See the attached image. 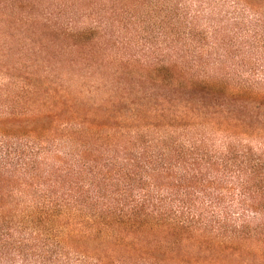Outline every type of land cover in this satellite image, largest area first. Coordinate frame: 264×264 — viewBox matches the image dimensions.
<instances>
[{
    "label": "trees",
    "instance_id": "16d2710c",
    "mask_svg": "<svg viewBox=\"0 0 264 264\" xmlns=\"http://www.w3.org/2000/svg\"><path fill=\"white\" fill-rule=\"evenodd\" d=\"M0 4V264H264V0Z\"/></svg>",
    "mask_w": 264,
    "mask_h": 264
},
{
    "label": "rangeland",
    "instance_id": "374dc122",
    "mask_svg": "<svg viewBox=\"0 0 264 264\" xmlns=\"http://www.w3.org/2000/svg\"><path fill=\"white\" fill-rule=\"evenodd\" d=\"M15 5L16 6H21L22 5V0H15ZM0 4L2 6H6V0H0ZM51 5L49 0H41L38 2L37 6L38 10H42L43 8H49Z\"/></svg>",
    "mask_w": 264,
    "mask_h": 264
}]
</instances>
